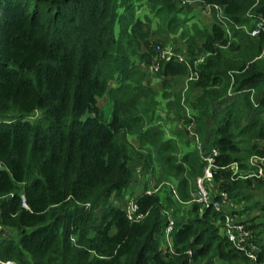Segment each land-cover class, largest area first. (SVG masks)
Instances as JSON below:
<instances>
[{"label": "trees", "instance_id": "16d2710c", "mask_svg": "<svg viewBox=\"0 0 264 264\" xmlns=\"http://www.w3.org/2000/svg\"><path fill=\"white\" fill-rule=\"evenodd\" d=\"M179 1L145 4L175 30L186 21H179L184 9ZM203 1L223 8L230 38L215 21L186 35L188 47L209 53L196 68L198 78L180 81L175 91L168 83L186 74L184 63L192 64L193 55L187 53L190 59L182 63L159 61L153 73L159 91L148 77L154 53L149 25L137 14L138 0H0L1 261H248L222 236L219 213L188 201V178L201 174L204 165L193 145L179 154L180 142L163 136L166 125L182 116L175 129L182 128L191 142L180 101L192 94L185 103L194 131L203 149H217L216 164L243 166L247 156L264 152V35L251 37L238 28L251 23L247 14L264 20V0ZM137 170L155 181L171 180L179 201L164 185L143 194L147 180L135 191L146 215L129 223L122 206ZM213 181L227 199H251L238 191L250 181L231 180L227 169L217 170ZM167 217L173 224L171 249L163 234ZM257 242L253 264H262L264 240Z\"/></svg>", "mask_w": 264, "mask_h": 264}, {"label": "built area", "instance_id": "2783aa9c", "mask_svg": "<svg viewBox=\"0 0 264 264\" xmlns=\"http://www.w3.org/2000/svg\"><path fill=\"white\" fill-rule=\"evenodd\" d=\"M185 1V3H183ZM182 4L186 5H194L196 4L198 9L202 14L210 17V21L217 22L225 35L230 38V33L228 30V23L230 20L224 15L223 8L218 4L206 3L203 0H180ZM251 23L248 25H240L238 28L241 29L244 33L248 34L251 37H256L259 34L264 35V20L260 16H254L251 14H247ZM237 28V26H234ZM157 48V47H156ZM264 53V43L262 54ZM209 53L205 52L196 57H194L192 64L185 62L184 64L187 66V72L189 71V76L187 78H183L182 82H189L196 80L198 78V73L196 68L200 65L205 56ZM174 59L179 62H183L186 58L181 53L178 54H170L168 51L160 50L156 55L155 65L152 66L153 73L158 71L160 66L159 61ZM186 60V59H185ZM186 72V73H187ZM185 88V87H184ZM250 93V100L254 105V100ZM230 95V94H229ZM183 104V112L182 114L189 120L188 123L184 125L185 129L188 132V137L191 140L193 147L197 150L199 154L200 161L204 164L201 175H197L193 182V188L190 191V199L189 202H193L200 206V208H212L215 212L219 213L218 224L219 229L221 231L222 236L225 237L226 241L231 245V247L243 254L249 262L256 261L258 250L257 243L254 240L253 230L249 226L247 222H240L234 218V215L226 211L222 208V202L219 198H214L211 190L209 189V184H213V175L217 170H225L229 171V177L231 180H239V181H257L264 179V152L259 154H251L247 156L244 160V165L242 166L240 161H232L228 165H220L214 162V157L217 155V150L215 148H210L207 152L201 147L198 135L194 131L193 127V115L190 108L185 103V99L180 101ZM264 149V143H263ZM138 171V170H137ZM137 171H135L137 173ZM162 185L166 186L170 191L171 195L179 201L177 197V192L173 184H170L166 181H161L156 184L148 185L142 193L145 195H151L156 192ZM216 188V187H215ZM217 189V188H216ZM218 190V189H217ZM140 193H131L124 197V203L122 206L123 215L129 223H137L140 222L144 216L146 215L143 212L139 204L137 202V197ZM219 197L227 200L226 195L223 191H219ZM172 220L170 217H167L166 225L163 229V234L165 239L167 240V248L171 249L170 245V236L169 233L172 229ZM189 254V251H186ZM0 264H14L11 261H1Z\"/></svg>", "mask_w": 264, "mask_h": 264}, {"label": "rangeland", "instance_id": "374dc122", "mask_svg": "<svg viewBox=\"0 0 264 264\" xmlns=\"http://www.w3.org/2000/svg\"><path fill=\"white\" fill-rule=\"evenodd\" d=\"M137 3L140 4V6L137 7L138 16L143 21H145L149 25V28H150V30H149L150 31V37L148 39V43H149L151 50L154 53V58L149 63L148 69H152V66L155 65V62H156L155 56L158 54V51H160V50L168 51L170 54L181 53L187 59H190V57H189V55H187V53H190L191 55H193V58L200 55V53H198V51L194 50L193 46L190 45L188 47L186 39L184 38L189 33L191 35L192 34L196 35L195 32H192V25H194L197 28H201L198 30H202L204 27H206V26L208 27V25L211 23V21L209 20L210 17L202 14L201 11L198 9L196 4L186 5V4H189L186 2V4L184 5V4H182V2H179V5H181V6L183 5L182 7L185 8V9H181L182 11H180L177 14L179 21H181L182 19H186V21L183 23H180L178 25V27L175 28V30H172V29H168L166 27L165 19L163 18V16H159V15L154 16L152 14V11H150L149 7L145 4V0H138ZM183 3H185V1ZM184 12L191 13V16L188 15L189 13H184ZM181 13H183V16L187 17V18H181V16H182V15H180ZM203 22L206 23V26H204ZM196 39H197L196 43H199V41H200L199 38H196ZM188 48H189V50H188ZM141 66L143 67V69H146V67H147V65H145V64H142ZM177 76L178 77H175V79L173 81L168 83L172 86V88L175 91L176 90L178 91L180 89V81H183V78H187L189 76V71L185 75L184 74H178ZM148 77H150L152 83L154 84L153 88L155 87V89L160 91V85H159L160 79L158 78V76L154 75L153 71L151 70ZM155 80H157L156 83H154ZM158 80H159V82H158ZM184 99L186 102L189 100L192 101L194 99V96L192 94H190L188 97H186ZM104 103H105V97L104 96L97 99L96 104L98 107H100V108L103 107ZM109 110H110L109 105L104 107V110H103V118L107 121L110 118ZM262 119L264 120V114L262 115ZM171 120L172 119H168V122ZM176 121H178V122H176ZM182 121H184V119L182 118V116H180V117H178L177 120L169 122L166 125L165 131L163 132L164 137L173 138L176 141L180 138L182 139V140H180V143H179V145H180L179 146V149H180L179 154L186 151V150H192V148H191L192 143L187 140V137L184 136V134L181 131H179L182 128L175 129V128H179L181 126L180 123ZM175 134H178L177 137H179V138H177L175 136ZM126 139L128 140V142L132 141L130 137H126ZM185 143H187V144H185ZM255 143L257 144L259 142L255 141ZM137 173H139V175L138 176H136L135 174L133 175V178H132L133 183H132V185H130V188L132 189V193L135 191L138 192L140 190V186H142V184L147 180L149 181L148 185L156 184V183L161 182V181H166L170 184H173V182L171 180L160 179V180L155 181L154 178L150 177V176L145 178V175H143L142 172L137 171ZM141 175H143V176H141ZM199 175H201V174H199ZM195 177L193 178V180H192V177L188 178V183H189L188 191L189 192L193 188V182H194ZM258 183H260V184H258ZM215 187H216L215 183L209 184V189L211 190L213 196H217L219 194V190H217ZM128 191H129V188L127 189V192L125 193L126 195H128ZM238 191L240 193H244V194L247 193V194L251 195V199L248 201H245V199L240 197V196H238L237 199H229L228 198L227 200H225L224 198L218 197V196H217V198L221 199L222 208L225 209L226 211H228L229 213L233 214L234 218L237 219V221L247 222L249 224V226L254 231L256 243H258L257 241H259V243H261L264 240V228H262V226H264V179L259 180V182L250 181L248 186H246L244 188H240ZM248 205H250V207H248ZM260 205H262L263 209L260 208ZM165 211H168V210H165ZM168 213L170 215V211H168ZM261 263L264 264V261ZM232 264H240V262L237 261V262H234ZM244 264H253V262L246 261ZM254 264H256V263H254Z\"/></svg>", "mask_w": 264, "mask_h": 264}, {"label": "crops", "instance_id": "0c3cea01", "mask_svg": "<svg viewBox=\"0 0 264 264\" xmlns=\"http://www.w3.org/2000/svg\"><path fill=\"white\" fill-rule=\"evenodd\" d=\"M184 9H185V8H184ZM184 13H189V12H184ZM180 15H182L181 18H187V17H184V16H183V13H181ZM188 15L191 16V13H189ZM203 24H204V26H206V23H205V22H203ZM198 29H201V28H197V27H195L194 25H192V32H195V30H198ZM189 34H190V33H189ZM190 35H191V34H190ZM192 35H193V34H192ZM174 79H175V78H171L170 81H173ZM156 82H157V80L154 81V83H156ZM193 120H194V119H193ZM175 136L177 137L176 134H175ZM184 136H185V135H184ZM184 136H183V137H184ZM173 137H174V136H173ZM177 138H179V137H177ZM180 140H182V139H181V138L178 139V140H177V143H179Z\"/></svg>", "mask_w": 264, "mask_h": 264}, {"label": "clouds", "instance_id": "9594fccd", "mask_svg": "<svg viewBox=\"0 0 264 264\" xmlns=\"http://www.w3.org/2000/svg\"><path fill=\"white\" fill-rule=\"evenodd\" d=\"M193 115V114H192ZM194 117V116H193ZM197 134V133H196ZM198 135V134H197ZM198 138H199V135H198ZM200 141V140H199ZM201 144V143H200ZM202 147V146H201ZM211 148H215V147H211ZM202 149H203V147H202ZM216 149V148H215ZM194 150L197 152V150L194 148ZM204 150V152H207L208 150H205V149H203ZM217 150V149H216ZM198 154V153H197ZM217 156H218V151H217V155L214 157V162H216V158H217ZM198 157H199V154H198ZM199 160H200V158H199ZM204 166V165H203ZM202 170H203V168H202ZM201 173H202V171H201Z\"/></svg>", "mask_w": 264, "mask_h": 264}]
</instances>
